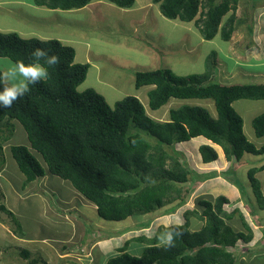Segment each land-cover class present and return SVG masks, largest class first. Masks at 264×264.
I'll use <instances>...</instances> for the list:
<instances>
[{
    "label": "trees",
    "instance_id": "1",
    "mask_svg": "<svg viewBox=\"0 0 264 264\" xmlns=\"http://www.w3.org/2000/svg\"><path fill=\"white\" fill-rule=\"evenodd\" d=\"M90 1L34 0V3L68 10L84 7ZM107 1L121 8L132 7L135 2ZM152 2L159 4L161 14L168 19L193 21L206 40L220 31L222 39L228 41L236 29L234 12L238 0ZM229 11L231 14L220 26ZM248 28L251 30V26ZM41 40L47 42L41 43ZM35 48L49 49V54L58 53L61 62L49 69L47 80L31 85L30 92L15 101L12 107L0 108V124L7 127L11 120L18 121L30 147L41 156L45 167L28 146L11 145V155L26 182L43 177L46 168L68 180L76 191L94 204L102 219L121 221L134 213L159 210L167 203H171L167 211L170 212L183 202L177 200L183 193L182 185L188 183L193 171L179 159V152L174 150L176 143L202 136L219 145L227 160L239 161L244 153L264 154V144L256 146L247 139L242 117L232 106L239 99H264V82L213 81L212 71L218 63L212 52L201 73L176 75L168 68L135 72V88L154 85L148 91V106L152 110L171 98L212 99L215 105V117L200 105L183 104L170 108L167 120L156 121L146 113L136 96L128 95L111 106L91 87L78 91L77 86L85 79L89 64L74 62L72 46L56 38L22 37L17 32L0 31V57L29 63L30 53ZM251 125L257 137L264 135V111L253 117ZM198 152L203 163L218 157L210 144L199 145ZM262 170L264 163L247 170L256 195L257 212L252 214L259 225L264 223V195L254 175ZM235 183H239L238 180ZM239 187L244 194L243 186L239 184ZM228 202L224 195H218L214 201L197 197L196 208L183 212L184 221L178 229L183 234L175 238L174 247L159 246L157 236H138L136 241L147 243L140 255L129 253L125 243L105 264H235L231 249L237 241L249 242L253 233L242 216L246 233L235 231L226 223L239 211L237 208L230 212L225 210L223 206ZM248 206L249 210L254 209L253 204ZM191 216L202 222L199 229H191ZM166 230L172 228L163 226V231ZM21 257L28 259L29 252L23 250ZM36 262V259L30 260V264Z\"/></svg>",
    "mask_w": 264,
    "mask_h": 264
},
{
    "label": "rangeland",
    "instance_id": "2",
    "mask_svg": "<svg viewBox=\"0 0 264 264\" xmlns=\"http://www.w3.org/2000/svg\"><path fill=\"white\" fill-rule=\"evenodd\" d=\"M20 1L0 0V31L37 37L31 33L42 35L38 32L43 30L49 38L72 46L74 60L84 63L88 57L90 65L85 79L77 86L78 91L91 87L101 93L111 106L128 95L136 96L146 113L156 121L168 119V110L183 104L200 105L215 117V105L212 99L171 98L168 103L152 110L148 106L151 86L135 88L136 71L168 68L176 75L201 73L205 70L207 56L212 52L218 63L212 71L213 81L264 82V0H238L234 12L236 29L228 41L222 39L220 31L210 40L203 39L192 21L164 17L159 4L152 0H135L131 8L124 9L130 11L127 14L107 0H91L90 11L74 9L61 13L35 8L31 5L32 0H24L31 3L28 5L20 4ZM230 14L231 11L223 16L220 26ZM51 18H55L54 25L47 27ZM188 26L189 29L186 28ZM78 32L89 39L92 53L88 54L89 49L85 51L84 45L79 44ZM3 58L0 57V62ZM232 106L242 117L247 139L256 146L264 144V135L257 137L251 125L253 117L264 111V99H239ZM2 124L0 264H28L32 258L36 259V264H105L106 259L118 253L116 247L125 243L129 253L140 255L147 243L135 238L158 237L164 232L163 226L184 221L183 212L196 208L197 197L214 201L221 194L229 200L223 206L225 210H239L226 223L235 231L246 233L240 219L242 216L253 233L249 242L237 241L231 249L236 258L235 264H264V239L261 234L264 223L259 225L254 220L252 213L257 212L256 195L247 176L250 167L262 164L264 154L244 153L239 161L227 160L220 147H216L219 158L211 165H200L197 142L204 137L176 143L174 150L179 152V159L193 171L188 183L182 185L183 193L177 200L183 202L171 212H167L171 206L167 203L150 213H134L121 221H109L100 218L94 204L76 191L68 180L61 179L46 168L43 177L26 182L11 155V145L28 146L43 167L45 164L30 147L25 130L18 121L11 120L7 127ZM196 173H200L199 177ZM256 173L254 176L259 190L264 195V170ZM212 175L214 178H205L198 183L201 177ZM235 180L239 183L236 184ZM239 184L243 186L244 194ZM249 203L254 205L252 211L249 210ZM195 220L190 217L191 225ZM97 237L115 239L109 241L108 251H100L95 246L91 253L90 240ZM105 243L108 242H102V245ZM23 250L29 252L26 260L21 257Z\"/></svg>",
    "mask_w": 264,
    "mask_h": 264
},
{
    "label": "clouds",
    "instance_id": "3",
    "mask_svg": "<svg viewBox=\"0 0 264 264\" xmlns=\"http://www.w3.org/2000/svg\"><path fill=\"white\" fill-rule=\"evenodd\" d=\"M2 32V31H1ZM47 41L41 40V43ZM50 50L35 48L30 53L31 61H12L4 57L0 62V108H10L13 103L30 92V86L47 80L49 69L57 66L60 61L58 53L49 54ZM152 118V117H151ZM172 230L162 232L158 237L159 246L170 248L175 246V238L183 233L177 223Z\"/></svg>",
    "mask_w": 264,
    "mask_h": 264
},
{
    "label": "crops",
    "instance_id": "4",
    "mask_svg": "<svg viewBox=\"0 0 264 264\" xmlns=\"http://www.w3.org/2000/svg\"><path fill=\"white\" fill-rule=\"evenodd\" d=\"M26 2V3H25ZM31 2H33L32 4L31 3H28L27 1H24V0H22V1H20L19 3L20 4H25V5H28V4H31V5H34V7L35 8H38V9H46V11H49V12H55V13H61L62 11H73L74 9H68V10H63V9H52V8H48V7H46V6H44V5H36L35 3H34V0H32ZM28 3V4H27ZM90 3V2H89ZM87 4V5H85L84 7H81V8H78V9H84V11L86 12V11H90L89 10V8L91 7V3L90 4ZM146 6H149V5H146ZM41 7V8H40ZM121 8V7H120ZM129 8H131V7H129ZM122 10H123V13H125V14H127V13H129L130 11H126V10H124V9H128V8H121ZM147 12H145L144 14H146ZM98 14V13H97ZM91 17V16H90ZM54 21H55V18H51L50 19V21L47 23V25H49V26H47V27H52V25H54L53 23H54ZM193 22V21H192ZM140 24V23H139ZM186 28H190V26H188V27H186ZM134 30H136V29H134ZM40 32H42V33H39L38 32V34H42V35H37V32H32L31 34H36V36L38 37V38H41V39H49V36L48 35H45L46 33L43 31V30H40ZM31 36H34V35H31ZM138 37V36H137ZM78 38H79V40L81 41V42H79V44H83L84 45V47H85V51L86 50H88L89 49V53L88 54H90V53H92V51H91V44H90V41H89V39L86 37V38H83V33H81V32H78ZM140 38V37H139ZM59 40V39H58ZM61 41V40H60ZM62 42V41H61ZM66 45V44H65ZM75 57V56H74ZM86 62H84V63H88L89 62V60H88V57H86ZM74 62H78L77 60H74ZM78 63H81V62H78ZM89 64V63H88ZM90 66V65H89ZM89 68V67H88ZM151 86V88L150 89H152L153 87H154V85H150ZM149 89V90H150ZM168 103V102H167ZM178 106H180V105H178ZM169 111V110H168ZM154 120H155V118H153ZM167 120V119H166ZM203 140H199L197 143H198V145L197 146H199V145H201V144H204V143H206V144H210L215 150H216V152H217V149H216V147H220L219 145H217V144H215V143H212L210 140H208V139H206V138H202ZM180 144V143H179ZM182 144V143H181ZM220 149L222 150V148L220 147ZM222 152H223V150H222ZM188 154V153H187ZM225 157V156H224ZM219 158V154H218V157H217V159ZM199 159H200V165H201V163H203V162H201V158H200V155H199ZM216 159V160H217ZM212 162H214V161H212ZM212 162H209V163H203V164H209V165H211L210 163H212ZM264 163V161L262 162V164ZM259 165H261V163L259 164ZM253 167V166H252ZM263 171V170H262ZM257 172H259V171H257ZM199 174L200 173H196V176L197 177H199ZM216 175H217V173H215ZM255 174H257V173H255ZM207 175V174H206ZM194 177H195V175H193ZM211 177V178H210ZM210 177H207V176H203V177H201L202 178V180L201 181H198V183L199 182H203V180H205V178H208L207 180H209V179H212V178H214L213 177V175L212 176H210ZM258 177V176H257ZM189 181V180H188ZM263 194V193H262ZM222 195V194H221ZM168 204H170V203H168ZM172 211V210H171ZM170 211V212H171ZM196 222H194L193 223V225L191 226V228H192V230H195V229H199L200 227H199V225L201 224L200 222L201 221H199V220H195ZM197 221H198V225H196L195 226V223H197ZM262 234V233H261ZM111 239H115V237H97L96 239H93V240H90V242H91V244L89 245V251L92 253V250H94L95 249V246H97V248L100 250V251H104V249H106V248H108L109 247V244H110V240ZM20 241H22L21 239H19ZM125 240V239H124ZM123 240V241H124ZM105 241H107L108 243H105V244H103L102 245V242H105ZM23 242V241H22ZM120 247V246H119ZM118 246L116 247V251L118 250V248H119ZM88 250V249H87ZM107 251H108V249H106ZM116 255V254H115ZM114 256V255H113ZM23 260H26V259H24V258H22ZM33 259V258H32ZM35 259V258H34ZM13 260V259H12ZM30 260L31 259H29V262H28V264H30ZM107 260V259H106ZM105 260V261H106ZM1 262V261H0ZM37 263V262H36ZM35 263V264H36Z\"/></svg>",
    "mask_w": 264,
    "mask_h": 264
},
{
    "label": "bare ground",
    "instance_id": "5",
    "mask_svg": "<svg viewBox=\"0 0 264 264\" xmlns=\"http://www.w3.org/2000/svg\"><path fill=\"white\" fill-rule=\"evenodd\" d=\"M92 62V61H91Z\"/></svg>",
    "mask_w": 264,
    "mask_h": 264
}]
</instances>
